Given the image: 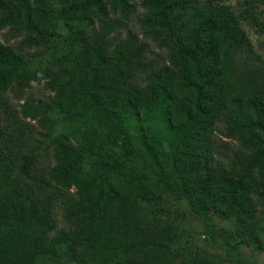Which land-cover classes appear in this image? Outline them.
Masks as SVG:
<instances>
[{
	"label": "trees",
	"instance_id": "obj_1",
	"mask_svg": "<svg viewBox=\"0 0 264 264\" xmlns=\"http://www.w3.org/2000/svg\"><path fill=\"white\" fill-rule=\"evenodd\" d=\"M224 1L0 0V105L44 81L21 113L65 129L45 169L0 125V264H262L264 61Z\"/></svg>",
	"mask_w": 264,
	"mask_h": 264
},
{
	"label": "rangeland",
	"instance_id": "obj_2",
	"mask_svg": "<svg viewBox=\"0 0 264 264\" xmlns=\"http://www.w3.org/2000/svg\"><path fill=\"white\" fill-rule=\"evenodd\" d=\"M247 1L248 0H225L224 2L239 18L240 25L246 32L256 56L260 60L264 61V4L257 6L254 10V14L256 15L259 23L254 25L249 20L242 17L248 15ZM136 19L137 16H134L130 25L132 30L135 32L138 31ZM54 26L58 34H66L67 31L61 22H55ZM43 84L44 81L39 84L33 82L30 87L24 89L22 92H19L16 89H11L6 92L3 95L5 104L0 105V125L6 127L9 133H14L16 131L15 133L22 137V150L24 152H28V150H34L36 152V159L34 161L35 165L46 169L52 165V142H54L56 137L62 136L63 133H65L64 126L59 124L52 131L49 126H42L38 120L24 118L21 113V106L26 100L37 103L39 101L44 102L52 97V93L46 91L43 87ZM17 120H19V130H16V126L13 125ZM215 140L226 141L225 138L219 136L218 134L215 136ZM227 143L230 147L235 145L234 142L227 141ZM58 212V227L66 226L65 221L61 217V210L59 209ZM186 240L194 241L198 246H204L206 244V239L202 234L194 233L192 237ZM234 241H236L238 245H241V243H239L237 240ZM242 248L244 252H246V256L248 258L251 255L258 256L259 262L264 264V236L260 235L258 237L255 246L249 245L245 248L243 245ZM213 262L217 263L216 261Z\"/></svg>",
	"mask_w": 264,
	"mask_h": 264
}]
</instances>
